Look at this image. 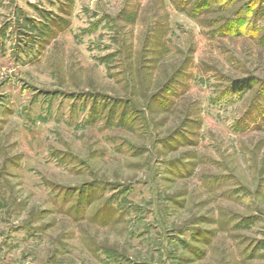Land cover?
<instances>
[{
  "label": "rangeland",
  "instance_id": "1",
  "mask_svg": "<svg viewBox=\"0 0 264 264\" xmlns=\"http://www.w3.org/2000/svg\"><path fill=\"white\" fill-rule=\"evenodd\" d=\"M0 264H264V0H0Z\"/></svg>",
  "mask_w": 264,
  "mask_h": 264
},
{
  "label": "trees",
  "instance_id": "2",
  "mask_svg": "<svg viewBox=\"0 0 264 264\" xmlns=\"http://www.w3.org/2000/svg\"><path fill=\"white\" fill-rule=\"evenodd\" d=\"M250 88H251V82L249 81V79L235 80L232 82L230 87L231 91L234 93H241Z\"/></svg>",
  "mask_w": 264,
  "mask_h": 264
}]
</instances>
